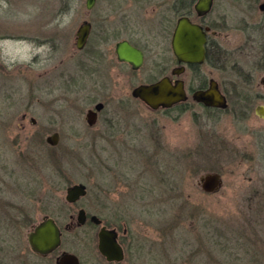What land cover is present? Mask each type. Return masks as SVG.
Returning <instances> with one entry per match:
<instances>
[{"label":"rangeland","instance_id":"obj_1","mask_svg":"<svg viewBox=\"0 0 264 264\" xmlns=\"http://www.w3.org/2000/svg\"><path fill=\"white\" fill-rule=\"evenodd\" d=\"M135 1L97 0L90 10L85 0H0V152L6 155L0 164L31 157L37 178H50L54 192L60 184L61 201L67 185L85 183L87 195L68 205L76 215L80 207L99 214V183L110 205L118 162L135 189L142 182L148 187L146 202L133 208L141 232L133 264H264V117L256 112L264 104V0H215L204 20L213 24L219 58L182 74L193 88L211 75L219 79L228 107L204 106L190 92L179 106L159 110L131 94L150 80V57L138 72L118 74L108 66L87 74L75 45L83 20L94 30L100 24L112 29L117 18L125 24L116 9L131 6L129 30L112 33L106 45L124 36L148 38L169 52L175 0ZM98 101L105 106L89 125L87 110ZM120 103L132 106L133 135L115 150L107 124ZM53 131L60 140L51 147L46 136ZM17 162L20 172L31 170ZM208 173L220 175L216 190L201 185ZM80 236L87 245L84 264H104L94 229Z\"/></svg>","mask_w":264,"mask_h":264},{"label":"flooded vegetation","instance_id":"obj_2","mask_svg":"<svg viewBox=\"0 0 264 264\" xmlns=\"http://www.w3.org/2000/svg\"><path fill=\"white\" fill-rule=\"evenodd\" d=\"M96 2L97 0L91 8L86 7L92 10ZM139 2L141 3L142 0H136L135 6H140ZM196 2L197 0H175L174 9L178 14L176 23L179 17L188 16L193 22L201 24L206 30V52L204 61L185 62L176 55L172 46V36L176 23L170 37V44L168 46L169 52H167L164 45L159 43L155 46L148 38L139 41L124 36L116 40L114 45L111 44L107 46V37L113 35L112 33L118 35L119 30L123 27L125 30H129L128 19L131 6H128V8H125L124 11L120 13V9H116L117 15L126 16L125 24L124 20L121 19L123 26L120 25V20L118 21L117 18L116 24H114L112 29L105 28L100 24L98 30H94V26L90 20L85 19L82 21V23L85 21L90 22V29L85 44L81 48L76 46L79 51H82L81 68L85 73L94 75L108 66L116 69L118 74H120V70L122 69L130 72H138L144 67L150 57L152 59V65H150L147 70V76L150 80L142 81L134 85L131 94L133 88L139 84L152 83L164 77H168L173 84H176L179 80H183L188 96L187 99L189 98L190 92H192L191 95L193 98V93L195 91L207 89L212 79L217 81L219 89L227 97L221 82L213 75L198 84L196 88L189 86L187 80L182 76L187 68L193 69L200 66L202 63L212 62L214 58H219L218 56L221 52V47L217 39L213 37V34H215L213 24L206 23L204 20L212 11L214 2L211 10L204 14L197 13L195 8ZM3 38L5 37H1L0 35V40ZM76 38L77 30L75 34V45ZM124 40H127L131 45L142 51L143 59L138 66H134L127 60L119 59L118 44ZM45 42H49L50 47L55 46L49 39ZM133 98L141 101L151 110L174 108L187 100L173 104L170 107L153 109L139 97L133 96ZM195 101L207 107H215L205 105L203 102L197 100ZM115 107L114 114L110 118L107 126L110 127L112 141L116 142L115 150H118L117 144L123 143L126 145L130 142L129 140L133 135V110H131L132 106L127 103H120L115 105ZM102 109L97 112L96 121ZM30 121H32V123L36 122L33 117ZM21 127L24 128L25 125L21 124ZM53 133L58 134L57 141L55 143L48 142L47 137ZM59 140L60 134L58 131H53L46 136V141L51 147L56 146ZM0 155L5 160L6 155L3 156L1 152ZM17 159L26 162L28 167H31V170L28 171L27 168L24 173L20 172ZM56 159L58 161V157H56ZM14 160L17 166L14 164ZM8 161L10 164H0V264H27L26 260L28 257L31 259V264H84V252L87 245L80 235L81 231L86 227L94 229L95 246L104 264H133V255L135 249H139L141 233L140 229L135 225L137 224V218L133 215V208L137 203H142L143 205L146 202L144 199L147 196L145 192L148 188L147 184H144V182H142L141 185L136 184L135 187L137 188L135 189L133 181L125 171L123 172L121 171L122 169L118 168V162H116V167L112 170V184L110 188L111 194L115 196L111 195L110 205H106V201L104 200L105 195L101 193L105 191L104 184L99 183L100 193L98 195V202L101 207L99 214L89 213L85 207H80L75 215L69 212L68 205L79 204L80 200L87 195L88 187L85 195L77 200L70 201L67 198L70 185H67L65 189V201H61V195L59 194L61 189L60 184L57 183L55 185L56 191L54 192V186H52L50 178H37V174L35 173L36 168H34L35 163L32 162L31 157L26 158L24 156L20 158L16 156L14 159H11V161ZM63 173L64 170L62 169V175H64ZM120 192L124 193L120 194ZM55 193L58 194L55 195ZM55 202H57L56 213L53 211ZM81 209L85 210L83 216H79ZM92 215H96L97 218L94 220ZM47 222H51L56 226L58 242L49 250L40 251L33 246L30 236L31 233L36 230L37 226ZM103 242L112 258H109L101 251L100 245ZM20 256L26 257H23L22 261Z\"/></svg>","mask_w":264,"mask_h":264},{"label":"water","instance_id":"obj_3","mask_svg":"<svg viewBox=\"0 0 264 264\" xmlns=\"http://www.w3.org/2000/svg\"><path fill=\"white\" fill-rule=\"evenodd\" d=\"M96 0H86V6L91 8ZM214 0H197L195 8L198 14H204L211 10ZM208 28V27H207ZM90 29V22L85 21L77 28L76 46L81 48L86 40ZM206 30L196 22H193L188 16L178 18L176 27L172 36V46L176 55L185 62H202L205 59ZM118 56L121 60H127L134 66H138L142 59L143 53L140 49L131 45L127 40L118 44ZM264 82V79H263ZM133 96L139 97L153 109L160 107H170L178 102L187 99V93L183 80L173 84L168 77H164L152 83H142L133 88ZM193 98L203 102L208 106L226 108L229 105L226 95L219 89L218 83L212 79L207 89H199L193 93ZM104 106L102 101L97 102L94 108H89L86 113V120L89 125H93L97 118V112ZM258 115L264 117V104L256 107ZM57 133L47 137V141L55 143ZM202 187L206 191H213L221 185V178L218 173H208L202 177ZM87 193V186L83 182L71 184L68 188L67 198L70 201L77 200ZM84 209L80 210L79 216H83ZM95 220L96 215H92ZM57 228L51 222L43 223L37 226L36 230L31 233L30 240L33 246L40 250H49L58 242ZM101 251L109 258V250L104 245H100Z\"/></svg>","mask_w":264,"mask_h":264}]
</instances>
